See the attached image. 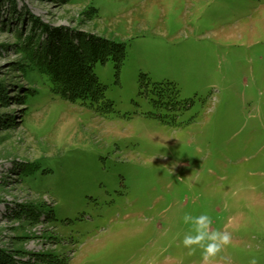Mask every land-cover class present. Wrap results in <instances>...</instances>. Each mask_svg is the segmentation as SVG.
Listing matches in <instances>:
<instances>
[{"label":"rangeland","instance_id":"rangeland-1","mask_svg":"<svg viewBox=\"0 0 264 264\" xmlns=\"http://www.w3.org/2000/svg\"><path fill=\"white\" fill-rule=\"evenodd\" d=\"M14 2L124 58L94 66L105 102L71 103L18 70L1 4L0 249L36 264H205L182 243L190 213L231 235L208 264H264V0Z\"/></svg>","mask_w":264,"mask_h":264},{"label":"trees","instance_id":"trees-1","mask_svg":"<svg viewBox=\"0 0 264 264\" xmlns=\"http://www.w3.org/2000/svg\"><path fill=\"white\" fill-rule=\"evenodd\" d=\"M7 2L12 13L9 19L14 24L10 29L16 41L13 46L22 58L18 70L26 73L32 69L45 75L52 91L71 103L80 102L96 107L100 102H105L106 86L94 73V66L98 62L112 60L118 67L124 58L123 45L89 32L52 26L30 13L17 12L14 0ZM2 3L4 0H0V6ZM6 90L5 83L0 81V102H7ZM20 97L26 100L27 95L24 92ZM24 210L21 209L23 212L18 218L37 216L31 208L26 209L25 213ZM20 253L19 250L9 253L0 249V264H36V258L22 261L14 257ZM42 256L45 255L37 254V261L40 260L42 264L53 262Z\"/></svg>","mask_w":264,"mask_h":264},{"label":"clouds","instance_id":"clouds-1","mask_svg":"<svg viewBox=\"0 0 264 264\" xmlns=\"http://www.w3.org/2000/svg\"><path fill=\"white\" fill-rule=\"evenodd\" d=\"M185 224L192 223L195 234H186L183 238V245L188 249L189 254H193L198 246L202 249V258L205 264L211 261L221 252L222 248L229 245L231 235L227 232L211 231L212 219L207 214L192 216L190 213H185L183 216ZM251 264H256L255 260Z\"/></svg>","mask_w":264,"mask_h":264}]
</instances>
